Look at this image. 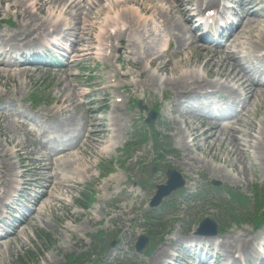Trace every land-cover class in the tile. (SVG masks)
Here are the masks:
<instances>
[{"label":"rangeland","instance_id":"rangeland-1","mask_svg":"<svg viewBox=\"0 0 264 264\" xmlns=\"http://www.w3.org/2000/svg\"><path fill=\"white\" fill-rule=\"evenodd\" d=\"M6 10V3L0 0V38L3 36L8 46L16 47L30 32L19 30L20 19L13 11L6 14ZM34 11L38 20L46 18V9L40 11L36 6ZM24 18L28 20L27 16ZM104 19L105 16H102L101 20H94L96 27L89 31L92 38L90 43L94 47L92 55L76 58L67 67L37 68L0 59L6 64L0 65V194L6 191L3 180L11 181L10 192L21 185L20 195L24 203L20 201L18 208L22 210L28 207L32 211L26 223L14 222L21 226L23 232L20 230L14 236L18 230H12L10 237L0 241V264H68L72 257L70 261L78 257L79 264H151L155 255L167 244H172L170 252L176 247V250L181 249L177 246V240H181L182 244L189 241L205 218L223 224L226 234L223 235L224 239L221 237L215 243L216 252L225 263L230 264L236 256L227 245L234 244L240 248L239 234H247L257 244L264 237V226L254 231L256 223L253 220L264 214V145L254 148L257 141L264 138V134L258 136L259 128L264 129V98L261 106H257L260 102L256 99L246 109L245 113L254 128L249 131L251 136L247 139L253 147L242 149L245 153L230 146L232 140L229 132L223 135L219 143H214V148L205 150L208 146L200 147L202 143L192 147L188 140L190 135L196 137V133L195 127H189V137L186 139L189 147L176 143V139L170 135L166 142L163 141V146H159L173 152L158 164L159 170L153 174L157 161L150 146H135L129 153L123 150H126V143L137 135L133 119L139 118L136 109L138 102L148 107V111L160 107V122L158 127L156 125L159 132L173 134L176 127H181L173 123L175 118L170 114L167 102H174L175 92L165 84L161 85V89H154L149 81L145 88H139L137 85L142 80L138 79L137 74L148 61L137 59V65L135 61L129 63L123 51H118L115 56H121L120 66L124 67L122 75L130 73L132 76L127 81L118 78L116 83L106 80L104 66L107 63L97 59L95 50V30L102 28ZM66 20L68 23H79L74 14L67 16ZM3 21H8L10 25ZM58 33L62 34L63 31ZM16 34L20 36L15 39ZM12 36L13 39L8 41ZM255 36L256 39L260 38L258 34ZM164 41L167 45L168 40ZM171 41L170 51L176 52L178 45L173 38ZM254 47L255 44H252ZM82 49L83 46L78 47V50ZM187 54L192 53L185 52L179 58L171 59L177 63ZM201 56L205 55L198 50L191 66L185 67L198 69L205 62L198 61ZM4 69L8 72L2 74ZM116 69H119L117 64ZM235 69L236 65L231 64L227 72ZM20 70H24L25 74L21 75ZM169 75L162 72L159 77L167 78ZM144 78L148 76L144 75ZM32 94L41 100L37 106H33ZM84 94L89 99H85ZM118 96L124 100L119 106L120 110H116L117 105L114 104ZM82 102H90L91 105L79 108ZM93 111H96L94 121L89 118V113ZM115 115L119 116V119H113L119 127L111 128ZM26 118L38 120L40 124L31 125ZM85 121L88 132L67 153L62 155L47 149L54 146L50 137L61 136L74 128L75 124L81 127ZM140 125L136 124L137 129ZM112 129L118 132L113 134ZM89 133V138H86ZM112 136L117 137L116 149L109 145ZM228 137L230 141L226 143ZM239 138L245 140L241 136ZM105 148L106 152L103 151ZM188 155L197 161H186ZM45 156L48 161L43 162L47 160ZM169 167L182 173L190 185L185 191L165 199V205L163 203L158 209H152L150 201L156 192L154 186L165 184V172ZM47 168L57 173V184L60 178L71 180L66 184L67 188L58 192L49 190L47 180L51 173ZM214 181L221 186L213 188ZM199 191L204 194L203 200L195 196L202 193ZM229 192L243 195L246 200L233 203ZM131 193L132 197L129 196ZM137 195L139 198H136ZM1 204L4 205L5 200ZM20 213L13 212L24 219ZM231 213L239 214L240 222L232 218ZM22 214L28 213L25 210ZM8 223L11 222L8 220ZM145 234L152 237L153 249L147 254H137L135 242ZM222 241H226L227 245ZM114 242L115 246L111 247ZM180 255L185 257L184 252Z\"/></svg>","mask_w":264,"mask_h":264},{"label":"bare ground","instance_id":"bare-ground-1","mask_svg":"<svg viewBox=\"0 0 264 264\" xmlns=\"http://www.w3.org/2000/svg\"><path fill=\"white\" fill-rule=\"evenodd\" d=\"M6 3L7 10L6 14L10 12H14V14L20 19L19 20V30L23 29L25 32H30L29 35H36L38 40L46 39L52 35H58L57 33L63 31L62 36L63 42H73L77 46H83L82 56L85 57L87 55H92V51L94 47L91 45L90 40H92L91 35L89 33L90 30L96 27V23L94 20H101L102 16H105L103 21V26L101 30L97 28L96 39L98 41L97 49L98 56L100 59L104 60L101 57L103 50V43L109 40H121V38H128L134 40H129V43L132 42L134 47H128V50L138 49L137 55L144 63L143 67L138 71V79L142 80L139 85V88H145L147 81H149L150 87L154 89L161 88L159 82V73L168 72L171 75L166 81L165 85L169 86L176 92V106L181 107L185 102H190L191 110L189 112L190 118L195 120V117H203V115L198 114V109L195 106L194 102L196 100L206 101L208 97H212L213 93L205 92L206 91L203 84L206 83L207 86L212 87L211 89H217L215 83H208L205 81L199 73H191L188 72L183 73L182 68L183 65L173 64L170 60L165 61V58H168V53L166 47L158 40L161 36V31L159 30L161 27L166 30L171 27L175 28L178 32V37H174L179 43L178 51L181 52L183 50H192L194 47V43L188 44V42L193 41V38L187 39L186 35L190 34V29L188 28V19L185 17L186 11L183 10L184 5L191 3H197L196 9L194 12H200L201 6L199 5L201 0H2ZM214 4L218 2V0L212 1ZM104 3V5H103ZM63 5V6H62ZM39 6V10L42 11L46 9V18L44 20H38L37 14L34 11L35 7ZM122 6L128 7L127 9L122 8ZM17 8V9H15ZM241 10L243 12L241 26L245 28V30L241 27L240 31L244 34H238L239 43L236 46V50L234 53L228 52L227 58H225L222 63L224 64H232L236 65V69L231 73L226 75L228 79L235 80L243 92L250 96L251 100L259 99L261 102V97L264 96V93L261 95L258 94L257 89L261 88V86L252 80L249 77V74L246 72L243 65H241L238 58H242L244 61L249 60L251 64L252 54L249 55L247 52L243 51V46L249 45L250 51H252V44H255L257 48H255L254 52L257 51L258 47L264 44V18L257 16L261 15L258 11V7L251 1H243L241 5ZM75 15L77 19H79V23H68L66 20L67 16ZM1 16V12H0ZM25 16H27V21H25ZM149 16V18H146ZM179 16V20L175 21V17ZM23 17V18H22ZM22 18V19H21ZM262 27L263 30H260L259 27ZM127 28L126 31L123 29ZM99 32L97 33V31ZM114 31V32H112ZM149 36L148 40H144L143 34ZM255 34L259 35V39ZM17 35V34H16ZM15 35V39L20 36ZM109 35L107 39L106 36ZM138 39H135L136 37ZM145 36V35H144ZM3 37V36H2ZM1 39V38H0ZM3 42H5L3 40ZM128 43V44H129ZM28 44V42H27ZM29 45V44H28ZM65 45V44H64ZM129 46V45H128ZM145 47H149L146 52H143ZM116 49L115 47L113 48ZM206 52V58L208 59L207 65L204 68H209L212 66L214 59L218 58V54L204 49ZM253 52V53H254ZM237 55H240L239 57ZM134 56V52L130 54V57ZM188 64V58L185 59ZM0 65H6L4 62L0 61ZM10 66V64H9ZM155 70L152 71V69ZM251 68V65L249 69ZM21 75L25 74L24 70H20ZM3 72H8V70L4 69ZM1 73V72H0ZM180 73L182 75L180 76ZM222 71L219 72V75H223ZM144 75L148 76V78H144ZM180 76V77H179ZM126 77H131V74H126ZM192 79L194 82L193 86H188L186 84V80ZM226 88L231 90L228 86H222V88ZM209 92V91H208ZM183 115L187 114L186 112L180 111ZM94 115V113H93ZM246 115V114H245ZM256 115V114H255ZM195 116V117H194ZM199 127H197L194 131L196 133V138L194 141H201L203 146H214V143H219L222 140L223 135L227 133V131L231 134V140L228 138L225 139L227 143L230 141V146L236 147L238 150L245 153L242 149L243 147H253L248 142V138L250 134L248 131L253 129V123L251 121L242 124L241 129L234 127H227L226 129L219 127L217 123H210V127H208L205 121L199 120ZM184 125L190 126L185 117H184ZM77 125L72 128V131L76 130ZM2 128V126H0ZM87 122L85 121L84 130L87 131ZM45 134H47L45 132ZM81 134V133H80ZM264 134V129L261 128L259 130V135ZM241 135L245 141H241L238 137ZM58 138V137H54ZM66 142V141H65ZM51 143H55L54 139L51 140ZM257 145L254 146L257 149L259 146L264 145V138H261L257 141ZM181 145H185L183 142ZM246 145V146H245ZM209 150V147H208ZM69 149H63L59 154L64 155L67 153ZM103 151H107L105 148ZM53 152V151H50ZM190 155V154H189ZM186 158V161H197L195 158L191 157ZM48 161V157L45 156ZM189 167L191 166L189 163H185ZM47 171L51 173L47 180V184L49 190L55 189L57 192L61 191L63 188H67L66 184L70 183L69 179H61L57 184L55 180L57 173H52L51 168H47ZM58 176L60 174L58 173ZM2 180V178H1ZM3 186H5L6 191L3 194H0V204L4 199L8 197L10 194V190L12 187L11 181L6 182L3 180ZM49 192L46 194L48 195ZM2 205V204H1ZM0 205V207H1ZM50 204H47L49 206ZM42 214V213H41ZM18 231L15 232L14 236H17L18 232L24 230L21 227H17ZM24 236H26L23 233ZM240 242L244 241V238ZM226 242V241H225ZM223 242L224 244H226ZM198 243V241H197ZM1 244V243H0ZM163 247L152 259L151 264H162L165 259H169L170 253L168 251V247ZM212 246V244H209ZM227 245V244H226ZM245 245H249V243L245 242ZM228 249L235 250L236 247L232 244L227 245ZM6 253V252H5ZM11 253V252H7ZM248 258L249 256L246 255Z\"/></svg>","mask_w":264,"mask_h":264},{"label":"water","instance_id":"water-1","mask_svg":"<svg viewBox=\"0 0 264 264\" xmlns=\"http://www.w3.org/2000/svg\"><path fill=\"white\" fill-rule=\"evenodd\" d=\"M170 174H173L174 178L177 177V175H175L174 173H170ZM178 178V177H177ZM171 179H172V176H171ZM183 185V182L181 181V179L179 178V181L178 182H175V179H172V181L169 183V186L168 188L164 189L165 190V193L164 194H168L170 193L172 190H174L175 187H178V186H182ZM159 199V198H158ZM156 199L155 203H153V206L154 205H158L160 203V201ZM161 200V199H160ZM147 242V241H146ZM143 248H144V244L141 243V241L138 243L137 245V250L138 251H143Z\"/></svg>","mask_w":264,"mask_h":264}]
</instances>
